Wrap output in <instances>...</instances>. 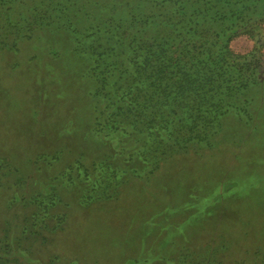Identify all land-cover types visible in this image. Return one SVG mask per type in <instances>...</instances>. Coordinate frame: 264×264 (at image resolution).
I'll return each instance as SVG.
<instances>
[{
  "label": "trees",
  "instance_id": "16d2710c",
  "mask_svg": "<svg viewBox=\"0 0 264 264\" xmlns=\"http://www.w3.org/2000/svg\"><path fill=\"white\" fill-rule=\"evenodd\" d=\"M50 26L63 28L67 39L63 46L76 56L70 65L91 62L82 73L98 107L86 138L91 146L96 141L100 151L93 154L88 149L66 163L63 209L69 210L73 203L87 207L100 199L95 194L102 189H113L114 194L101 200L121 197L135 179L150 183L148 175L161 163L189 152L191 146L214 149L228 117L250 122L262 103L264 0H0V54L19 51L21 42L38 33L45 37ZM241 35L254 41L247 54L231 48ZM260 111L263 119L264 108ZM10 151L0 154V189L13 191L8 200L13 206L18 191L32 185V176L15 167ZM33 163L39 160H31L30 166ZM140 166L146 169L144 174H138ZM4 167L10 169L8 173L1 171ZM48 184V189L44 183L34 193H23L22 201L35 199L38 210L20 227L5 220L0 264H34L33 260L41 264H223L212 253L188 244L172 256L166 254L165 244L149 260L139 248L148 244L149 237L129 245L125 234H100L98 224H109L97 211L85 213L80 225L83 234H75L74 241L65 238L63 252L52 246L36 254L34 245L40 236L26 233L34 223L44 227L49 209L57 208L61 200L59 186ZM156 192L149 193L154 200L159 198ZM53 195L58 200L50 204ZM143 197L147 207L141 205V210L150 212L152 203ZM67 210L59 220L63 225L54 230L66 229ZM139 221L142 224L144 219ZM259 250L252 264H264V251Z\"/></svg>",
  "mask_w": 264,
  "mask_h": 264
},
{
  "label": "rangeland",
  "instance_id": "374dc122",
  "mask_svg": "<svg viewBox=\"0 0 264 264\" xmlns=\"http://www.w3.org/2000/svg\"><path fill=\"white\" fill-rule=\"evenodd\" d=\"M49 28L45 37L38 33L21 42L19 51L0 54V154L10 148L15 167L32 176V185L18 191L19 200L13 206L9 203L13 191L0 189V231L5 220L14 228L20 227L38 210L35 199L22 201L23 193H34L44 183L48 189V182H54L60 188V204L49 209L44 227L34 223L31 232L26 233L40 236L34 245L36 254L44 253L45 247L50 251L52 246L63 252L65 238L74 241L75 234H83L80 225L85 213L97 211L109 224H98L100 234H125L129 245H135L145 235L149 237L147 245L139 246L143 249L140 254L149 260L157 257L165 244L170 256L188 244L189 248L212 253L223 264H252L257 249L264 251V115L262 119L260 111L264 96L252 121L228 117L214 149L191 146L189 152L175 155L171 163L163 162L158 170L154 169L155 174L147 177L150 183L145 178L135 179L124 195L106 200L101 199L114 191L102 189L95 194L99 200L87 207L73 203L69 211L63 209V168L83 151H100L94 145L96 141L91 146L86 138L98 107L91 96V84L82 73L91 62L70 65L76 62V56L63 46L67 41L63 39V28ZM231 48L247 54L253 50L254 41L241 35L231 42ZM35 159L39 164L30 166ZM9 170L4 167L1 171ZM138 170V174L146 171L142 166ZM99 177L100 172L96 178ZM228 184L231 191L225 193ZM155 191L159 198L154 200L149 193ZM144 194L152 203L150 212L141 210V205L147 207ZM55 196L50 204L57 202ZM134 209L138 210L132 213ZM63 210L70 212L66 229L63 231L62 226L54 230L63 225L59 222ZM139 218L144 219L142 224Z\"/></svg>",
  "mask_w": 264,
  "mask_h": 264
}]
</instances>
